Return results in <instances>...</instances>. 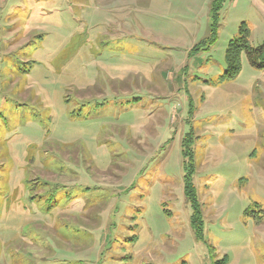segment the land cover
<instances>
[{"label": "rangeland", "instance_id": "obj_1", "mask_svg": "<svg viewBox=\"0 0 264 264\" xmlns=\"http://www.w3.org/2000/svg\"><path fill=\"white\" fill-rule=\"evenodd\" d=\"M214 1L0 0V264H264V0Z\"/></svg>", "mask_w": 264, "mask_h": 264}, {"label": "trees", "instance_id": "obj_2", "mask_svg": "<svg viewBox=\"0 0 264 264\" xmlns=\"http://www.w3.org/2000/svg\"><path fill=\"white\" fill-rule=\"evenodd\" d=\"M219 0H215L212 6V16L215 23L213 24V39L216 37L217 34V20H218V13L220 9ZM212 39V40H213ZM215 40V39H214ZM245 52L247 54L249 63L252 67L258 69H264V43L259 47H253L249 42V29L247 24H243L239 36L230 41L228 49H227V64L228 69L226 70L227 78H235L240 70H241V54ZM190 138L185 136L182 142V154L187 159L190 154ZM184 160V161H185ZM193 170L190 169L187 161H185V176H184V191L187 201L191 204L192 207V216H191V223L194 229V232L197 237H201L203 235V219L201 216V211L199 208V201L197 198L196 189L193 184L192 180Z\"/></svg>", "mask_w": 264, "mask_h": 264}]
</instances>
